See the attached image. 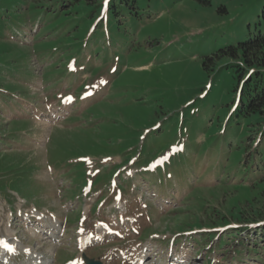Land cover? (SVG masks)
<instances>
[{
	"label": "rangeland",
	"instance_id": "1",
	"mask_svg": "<svg viewBox=\"0 0 264 264\" xmlns=\"http://www.w3.org/2000/svg\"><path fill=\"white\" fill-rule=\"evenodd\" d=\"M208 2L148 0L139 18L127 16L122 31L108 34L103 25L90 30L80 9L63 16L30 0H0L1 238L17 231L33 252L64 264L79 255L80 230L111 223L115 246H89L88 257L120 248L121 264L140 255L144 264H180L178 253L183 264H205L206 250L196 255L206 244L199 236L217 246L223 235L207 222L225 217L240 226L239 218L264 211V180L249 186L236 174L247 168L242 147L234 150L245 132L229 114L232 73L203 66L246 38L263 0ZM211 176L221 179L204 184ZM119 194L130 197L128 213L137 207L134 219L111 209ZM31 209L63 226L62 242L46 238L44 221L27 219L22 210ZM176 223L192 228L175 232ZM28 228L43 233L32 237ZM174 235L172 249L156 241ZM5 256L29 264L23 252Z\"/></svg>",
	"mask_w": 264,
	"mask_h": 264
},
{
	"label": "trees",
	"instance_id": "2",
	"mask_svg": "<svg viewBox=\"0 0 264 264\" xmlns=\"http://www.w3.org/2000/svg\"><path fill=\"white\" fill-rule=\"evenodd\" d=\"M30 1L39 12L45 9L63 16L73 13V8L80 9L85 23L90 22L91 26L94 24V31L100 30L103 25L109 29V34L113 30L116 34L122 31L127 16L140 17L142 5L148 0ZM201 1L205 5L209 3L208 0ZM104 4L107 6V21L105 23L99 17ZM222 10L223 8H219V11ZM206 60L203 63L206 71L225 69L232 73L234 79L232 102L236 101V104L230 115L235 119L237 131L241 132L240 129L243 128L242 131L245 132L234 150H237V147H242L243 167L247 168L246 173L236 174L240 175L239 180L242 177L243 179L247 177L249 186H253L256 182L264 180V0L252 26L248 28L246 38L225 46ZM249 173L254 175L252 180H249ZM239 220L240 226L227 228V232L219 237L218 242H221L222 246H219L217 250L220 251V248L224 247L221 252L223 253L225 246L237 245L233 248V252L238 253L244 247L243 250L247 249L246 251H248L246 256L252 259L253 264H264V211L249 213ZM217 223L223 227L231 225L225 220V217H217L213 221L207 222V228L212 231ZM184 228H192V226L184 223L170 226V229L175 232H181ZM212 232L214 233V231ZM212 235L211 233L210 236Z\"/></svg>",
	"mask_w": 264,
	"mask_h": 264
},
{
	"label": "bare ground",
	"instance_id": "3",
	"mask_svg": "<svg viewBox=\"0 0 264 264\" xmlns=\"http://www.w3.org/2000/svg\"><path fill=\"white\" fill-rule=\"evenodd\" d=\"M46 220L48 221L47 218H46ZM47 224H49L51 227L55 225L54 222H48ZM56 226H57V224H56ZM50 234L51 233H48V235H50ZM0 242L2 243V247L5 248V250L6 249L12 250V249H14L16 247H18V248H21L22 247L25 251H27L28 255H30V260H31V263L30 264H35V263L36 264H44V262L41 261V253H39V252H36L35 253V252L31 251L30 250V247L23 246L14 237H10V236L6 235L5 239L4 240H1ZM3 244H8V246L6 247Z\"/></svg>",
	"mask_w": 264,
	"mask_h": 264
},
{
	"label": "water",
	"instance_id": "4",
	"mask_svg": "<svg viewBox=\"0 0 264 264\" xmlns=\"http://www.w3.org/2000/svg\"><path fill=\"white\" fill-rule=\"evenodd\" d=\"M86 264H100L99 262H94L93 260H87Z\"/></svg>",
	"mask_w": 264,
	"mask_h": 264
},
{
	"label": "snow or ice",
	"instance_id": "5",
	"mask_svg": "<svg viewBox=\"0 0 264 264\" xmlns=\"http://www.w3.org/2000/svg\"><path fill=\"white\" fill-rule=\"evenodd\" d=\"M73 264H75V262H73Z\"/></svg>",
	"mask_w": 264,
	"mask_h": 264
}]
</instances>
